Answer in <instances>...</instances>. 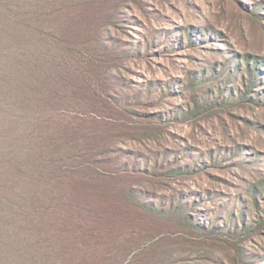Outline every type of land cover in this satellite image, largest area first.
<instances>
[{
	"label": "trees",
	"instance_id": "trees-1",
	"mask_svg": "<svg viewBox=\"0 0 264 264\" xmlns=\"http://www.w3.org/2000/svg\"><path fill=\"white\" fill-rule=\"evenodd\" d=\"M107 3L0 0V264H199L206 255L192 258L191 251L218 244L234 252V264H264L263 255L242 247L264 233V177L246 195L208 211L204 220L202 209H196L201 202L197 191L164 199L144 184L158 176L165 182L190 175L200 161L160 171L167 157L139 161L133 152L116 147L120 136L140 141L165 132L153 123L159 114L133 109L149 103L151 87L141 102L140 97L114 98L109 120H103L97 100L90 102L99 95L87 87L100 78L98 61L127 53L111 52L100 41L105 18L114 22ZM259 5L251 7L260 18ZM193 29L181 31L177 46L195 49L212 38L209 27ZM229 55L211 64L210 72H190V83L180 87L181 93L191 88L192 94H179L186 99L179 112L203 113L245 97L264 103V58ZM216 78L215 87H204ZM76 97L78 106L85 105L78 110L93 109V119L60 108L59 103ZM223 159L209 153L211 165ZM164 229L158 237L156 231Z\"/></svg>",
	"mask_w": 264,
	"mask_h": 264
},
{
	"label": "rangeland",
	"instance_id": "rangeland-1",
	"mask_svg": "<svg viewBox=\"0 0 264 264\" xmlns=\"http://www.w3.org/2000/svg\"><path fill=\"white\" fill-rule=\"evenodd\" d=\"M254 4H260V18L252 12ZM106 6L114 22L110 24L107 22L109 18H105L98 29L100 41L112 49L111 52L125 51L128 56L123 54L117 60L98 61L101 63L100 78H95L96 81L87 87L96 89L99 95H92L90 102L97 100L100 104L96 105L106 116L103 120H109V105L112 106L114 98L129 97L135 101L140 97L141 102L151 87L153 92L149 103L138 104L133 109L139 113L159 114L153 117V123L161 127V132L164 129L165 134L161 137L153 135L155 133L144 135L140 141L120 136L122 142H117L116 147L133 152L134 159L139 161L154 159L156 155L162 159L167 157L164 169L160 171L200 161L190 175L171 177L165 182L162 181L164 176H158L144 184L164 199L181 192L197 191L201 202H196V209H202L199 211L206 220L208 211L233 197L246 195L248 188L264 177V103L263 100L252 102L250 97L238 98L236 102L218 105L214 110L205 109L203 113L184 116L179 112L186 101L179 95L180 86L190 83V72H210L211 64L224 61V56L229 57L230 53L264 58V0H108ZM203 27H209L212 35L204 46L195 49L177 46V37L183 29L194 31L193 28ZM216 32H220V36L214 38L212 33ZM220 48L230 53L221 54L218 52ZM98 56L95 53V57ZM55 60L61 61V58L57 56ZM75 60L72 62L76 63ZM219 82V78L212 79L204 87H213ZM182 93L190 96L192 89ZM259 97L263 99V96ZM69 101L59 103L60 108L87 120L95 117L93 109L78 110L77 107L85 105L78 106L77 97ZM105 104L109 107L106 108ZM151 129L156 130L155 127ZM100 132L104 129L101 128ZM210 152L226 159L219 161L221 165L219 162L211 165L208 160ZM119 153L117 151L112 156ZM153 201L158 202L160 198L155 197ZM166 230L156 231L158 237ZM220 245H206L189 255L192 258L206 255L207 258L199 260V264H216L211 259L213 257L224 264H234V252L222 249ZM242 247L249 254L264 256V233L242 243ZM169 248L180 254L188 253L179 245H169Z\"/></svg>",
	"mask_w": 264,
	"mask_h": 264
}]
</instances>
